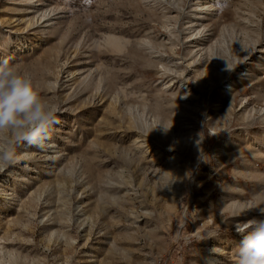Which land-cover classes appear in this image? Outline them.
<instances>
[{
	"label": "rangeland",
	"instance_id": "obj_1",
	"mask_svg": "<svg viewBox=\"0 0 264 264\" xmlns=\"http://www.w3.org/2000/svg\"><path fill=\"white\" fill-rule=\"evenodd\" d=\"M5 58L59 122L0 171V264H236L264 218V0H0Z\"/></svg>",
	"mask_w": 264,
	"mask_h": 264
},
{
	"label": "clouds",
	"instance_id": "obj_2",
	"mask_svg": "<svg viewBox=\"0 0 264 264\" xmlns=\"http://www.w3.org/2000/svg\"><path fill=\"white\" fill-rule=\"evenodd\" d=\"M56 112L30 75L7 58L0 60V136L7 134L0 143V171L18 162V146L43 148L50 128L59 122ZM259 217H264V208ZM248 225L237 247L236 264H264V218H253Z\"/></svg>",
	"mask_w": 264,
	"mask_h": 264
}]
</instances>
